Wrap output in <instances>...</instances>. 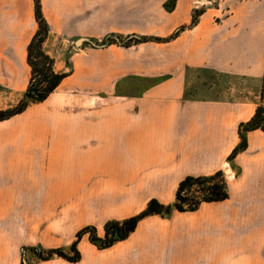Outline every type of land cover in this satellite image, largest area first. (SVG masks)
<instances>
[{"label":"crops","instance_id":"obj_1","mask_svg":"<svg viewBox=\"0 0 264 264\" xmlns=\"http://www.w3.org/2000/svg\"><path fill=\"white\" fill-rule=\"evenodd\" d=\"M143 1L151 10L135 16L148 23L142 34L166 41H149L147 57L134 55L133 67L143 64L135 75L158 79L154 87L140 96L80 94L85 103L78 107H66L56 90L0 122V264H21L24 246L56 236L58 213L67 212L75 233L93 226L103 237L106 222L137 216L152 200L173 205L186 177L218 172L227 177L225 201L146 217L111 248L82 245V260L74 264H259L264 131L247 133L248 149L229 160L240 144V125L259 105L185 99L184 91L190 69L263 79L264 0H229L230 16L208 8L195 26L197 0H173L170 10L169 0L134 4ZM37 30L34 0H0V102L25 94L28 46ZM16 212H34L40 225L48 223L42 231L39 224L21 225L25 219Z\"/></svg>","mask_w":264,"mask_h":264},{"label":"rangeland","instance_id":"obj_2","mask_svg":"<svg viewBox=\"0 0 264 264\" xmlns=\"http://www.w3.org/2000/svg\"><path fill=\"white\" fill-rule=\"evenodd\" d=\"M203 1H196L195 7L198 8H195L196 10L193 12V19L194 17L197 18L198 12L203 14L208 8L216 9L221 17H228L235 10L229 0ZM238 1L243 3L253 0ZM172 5H174L173 1L169 0L168 7ZM41 6L50 28L44 49L54 59L55 71L68 75L61 83V87L59 86L56 89L57 91L55 90L58 94L56 95L57 100L65 102L66 107H68V102L69 107L83 106L85 100L81 96L82 94L102 95L112 98L117 96H140L159 82L158 79L151 80L135 75L142 71L140 69L144 67L143 64L140 65V69L133 67L134 55L139 54L147 57L149 41L134 44L131 47L124 45L134 39L150 38L149 35L142 34L143 32H149L150 29H147L148 26H146L148 23L140 22L135 17L139 12L138 9H141L142 13L151 10L150 2L143 1L142 5H135L134 0H41ZM220 16L215 20L220 21ZM81 39L86 41L80 44ZM108 40L112 41L113 44L108 45ZM75 92L78 95H74ZM23 96L15 94L12 99L4 97L5 101L0 102V112L16 107ZM184 98L230 101L231 103L251 102L264 106V74L263 79H257L251 74L243 76L232 73H218L212 70L190 69L185 74ZM224 179L227 182V177L224 176ZM12 216H18L20 219L24 218V222L21 220L18 222L24 226L42 225H40V220L38 221L39 215L34 212L26 214L16 212ZM55 217L57 221L55 227L58 230L56 236L48 237L46 234L43 245L24 246L22 248L21 264H24V262L34 264L50 260H60L67 264H74V262L58 255L50 260H42L38 257V254L46 256L49 251L61 250L67 257L71 258L75 255L71 251V247L77 242L76 249L81 256V261L80 249L83 248L82 245L88 244L91 233H87L77 240L78 234L86 228H94L97 237H99L97 229L93 226L83 227L76 233L72 231L67 220V212L58 213ZM47 223L43 224L39 230L42 231ZM99 238H104V236ZM32 240L34 242V239ZM256 241L257 244L262 242L261 248L257 249L259 253L256 254V257L260 259L261 263L259 262V264H264V232L256 234Z\"/></svg>","mask_w":264,"mask_h":264},{"label":"trees","instance_id":"obj_3","mask_svg":"<svg viewBox=\"0 0 264 264\" xmlns=\"http://www.w3.org/2000/svg\"><path fill=\"white\" fill-rule=\"evenodd\" d=\"M34 2L38 30L28 46V64L31 68V78L27 90L19 104L13 109L0 112V122L22 114L31 104L44 102L68 76L65 73H58L55 71L54 59L50 57L44 49V45L49 37L50 28L42 12L41 0H34ZM166 8L170 10L173 8V5L168 7L167 3ZM201 14L202 12H198L196 15L197 18ZM197 18L194 17L192 21L193 26L197 24ZM182 30L184 29L179 31ZM177 34L178 32L171 38H174ZM148 41L164 42L166 40L142 37L140 39L128 41L124 45L126 47H131L134 44L137 45ZM107 44L112 45L113 42L108 40ZM257 130L264 131V106H258L253 118L247 123L240 125L238 135L241 142L234 153L229 156L230 161H232L238 153L246 150L248 147L246 134L250 131L253 132ZM228 197L229 188L222 172H218L210 177L188 176L179 184L178 191L176 192V201L173 205L168 206L161 204L157 200H152L147 208L137 216L121 222H107L104 227V238L97 237L94 228H86L78 234L77 240L83 235L91 233L90 242L93 245L100 250L108 249L116 243L128 239L136 230L139 222L146 217L161 216L169 218L173 212L192 213L196 212L203 203L223 202L228 199ZM76 246L77 242L71 247V251L75 254L71 258L67 257L61 250L49 251L46 256L44 254H38V257L42 260H50L55 255H58L59 257H63L75 263L80 261L81 258Z\"/></svg>","mask_w":264,"mask_h":264},{"label":"water","instance_id":"obj_4","mask_svg":"<svg viewBox=\"0 0 264 264\" xmlns=\"http://www.w3.org/2000/svg\"><path fill=\"white\" fill-rule=\"evenodd\" d=\"M79 43H81V42H79ZM24 264H26V263L24 262Z\"/></svg>","mask_w":264,"mask_h":264}]
</instances>
